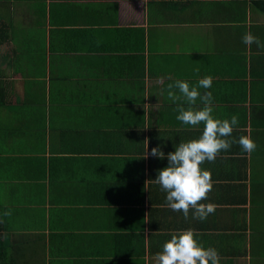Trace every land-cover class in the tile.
Segmentation results:
<instances>
[{"label":"crops","instance_id":"obj_1","mask_svg":"<svg viewBox=\"0 0 264 264\" xmlns=\"http://www.w3.org/2000/svg\"><path fill=\"white\" fill-rule=\"evenodd\" d=\"M249 32L264 43V0H0V163L39 176L25 202L39 214L16 233L32 249L11 262L156 264L193 228L219 264H264V51ZM206 76L213 116L239 124L201 165L216 211L186 220L155 179L204 125L176 119L188 104L167 85ZM249 133L251 154L238 143Z\"/></svg>","mask_w":264,"mask_h":264},{"label":"clouds","instance_id":"obj_2","mask_svg":"<svg viewBox=\"0 0 264 264\" xmlns=\"http://www.w3.org/2000/svg\"><path fill=\"white\" fill-rule=\"evenodd\" d=\"M242 42L250 49L253 44L264 51V43L252 33H246ZM198 71V70H197ZM213 83L212 76L200 79L195 85L188 81L176 80L169 83L168 97L173 101L180 99L174 89L187 101L188 107L179 105L176 119L185 125L197 127L203 124L202 134L198 138L181 142L175 151L167 153L168 165L159 171L155 182L166 192L167 207L172 211L182 212L184 218H193L201 221L207 219L216 211L214 203H201L208 199L212 191L213 180L210 170L201 167L207 162H214L221 151H227L235 141L228 139L234 127L239 124L238 115L231 119H218L213 116V95L211 91L203 94L200 89H210ZM197 100L202 106L197 105ZM146 149H148V141ZM245 153L251 154L256 150L257 144L251 134L242 135L238 140ZM146 154L143 158H147ZM151 156L159 159L165 158V153L160 146L151 149ZM5 216H10L11 211H6ZM199 233L188 228L171 233V239L164 243L162 251L156 254V264H219L220 257L216 249L205 248L198 240Z\"/></svg>","mask_w":264,"mask_h":264},{"label":"trees","instance_id":"obj_3","mask_svg":"<svg viewBox=\"0 0 264 264\" xmlns=\"http://www.w3.org/2000/svg\"><path fill=\"white\" fill-rule=\"evenodd\" d=\"M1 84L0 80V87ZM4 101L5 94H0V105ZM38 177L23 173L17 165L0 163V264H16L11 262V257L20 252L29 256L30 238L23 243L16 233L27 228L28 219L39 214L36 201L25 204ZM9 210L11 215L5 216Z\"/></svg>","mask_w":264,"mask_h":264}]
</instances>
